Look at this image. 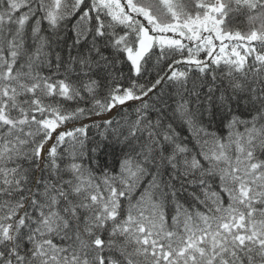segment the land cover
Listing matches in <instances>:
<instances>
[{"label": "snow or ice", "instance_id": "6c2138e0", "mask_svg": "<svg viewBox=\"0 0 264 264\" xmlns=\"http://www.w3.org/2000/svg\"><path fill=\"white\" fill-rule=\"evenodd\" d=\"M0 264H264V0H0Z\"/></svg>", "mask_w": 264, "mask_h": 264}]
</instances>
